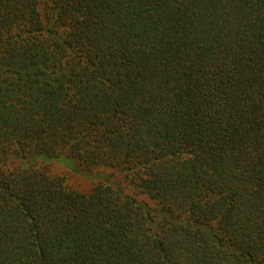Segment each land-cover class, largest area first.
<instances>
[{
    "label": "trees",
    "instance_id": "16d2710c",
    "mask_svg": "<svg viewBox=\"0 0 264 264\" xmlns=\"http://www.w3.org/2000/svg\"><path fill=\"white\" fill-rule=\"evenodd\" d=\"M0 264H264V0H0Z\"/></svg>",
    "mask_w": 264,
    "mask_h": 264
},
{
    "label": "rangeland",
    "instance_id": "374dc122",
    "mask_svg": "<svg viewBox=\"0 0 264 264\" xmlns=\"http://www.w3.org/2000/svg\"><path fill=\"white\" fill-rule=\"evenodd\" d=\"M77 183H78L80 186H89V185H90V183L87 182L86 179H78V180H77Z\"/></svg>",
    "mask_w": 264,
    "mask_h": 264
}]
</instances>
